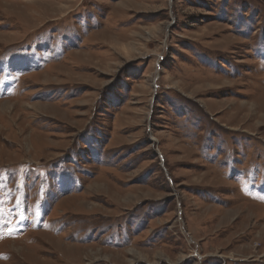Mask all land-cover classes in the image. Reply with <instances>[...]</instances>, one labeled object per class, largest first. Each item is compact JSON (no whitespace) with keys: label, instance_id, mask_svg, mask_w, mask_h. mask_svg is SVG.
<instances>
[{"label":"rangeland","instance_id":"obj_1","mask_svg":"<svg viewBox=\"0 0 264 264\" xmlns=\"http://www.w3.org/2000/svg\"><path fill=\"white\" fill-rule=\"evenodd\" d=\"M0 264H264V0H0Z\"/></svg>","mask_w":264,"mask_h":264},{"label":"crops","instance_id":"obj_2","mask_svg":"<svg viewBox=\"0 0 264 264\" xmlns=\"http://www.w3.org/2000/svg\"><path fill=\"white\" fill-rule=\"evenodd\" d=\"M104 152H107V151H104ZM99 159H103V162H104V164H106V165H110V166H113L114 165V163H112L111 161H113V159H111L110 158V156L107 158V153H106V155H105V157L103 158V152H101L100 153V156H99ZM116 165H118V166H120V168H124V166H127L126 164H124V163H122V162H120V165L117 163ZM125 170V169H124ZM123 171V170H122ZM95 173V172H94ZM106 178H107V181H109L108 180V177H107V175H106ZM95 181H97L96 179L95 180H92V182H95ZM91 182V183H92ZM110 182V181H109ZM112 183V182H111ZM129 183H131V181H128V184ZM113 184H115V186H121V184H120V182L118 181V182H116V180H114V182H113ZM85 184L84 185H82L81 187H80V194L82 193V191H84V189H85ZM68 193H66V194H64V195H62V200L65 198V196L67 195ZM72 195H74V194H72ZM76 197L78 196V195H75ZM60 198V199H61ZM61 200V201H62ZM57 214H59L60 212H59V207H57ZM63 214V213H62ZM124 214H125V212L124 213H122V214H120V215H117V216H111V217H109V218H121L122 216H124ZM79 215H81V213L79 214ZM107 217L109 216V215H106ZM61 222V221H60ZM97 228L98 227H94V228H92V229H94L95 230V233H96V231H98L97 230Z\"/></svg>","mask_w":264,"mask_h":264},{"label":"trees","instance_id":"obj_3","mask_svg":"<svg viewBox=\"0 0 264 264\" xmlns=\"http://www.w3.org/2000/svg\"><path fill=\"white\" fill-rule=\"evenodd\" d=\"M88 145V144H87ZM93 146V145H92ZM126 216V215H125ZM130 216H132V214L131 215H129V216H127L128 218H131V219H133V216L132 217H130ZM136 216H137V214H136ZM123 218V217H122ZM137 218V217H136ZM136 218H134L135 220H136ZM120 219V218H119ZM118 219V221H116V223H114L115 225H117V228H119L120 226H121V221L123 220H119ZM99 227V226H98ZM110 231H111V229H110ZM221 260V259H220ZM222 261V260H221ZM222 263H223V261H222Z\"/></svg>","mask_w":264,"mask_h":264}]
</instances>
